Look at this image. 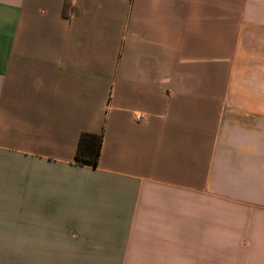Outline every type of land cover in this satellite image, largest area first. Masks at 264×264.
I'll list each match as a JSON object with an SVG mask.
<instances>
[{"label": "crops", "instance_id": "crops-1", "mask_svg": "<svg viewBox=\"0 0 264 264\" xmlns=\"http://www.w3.org/2000/svg\"><path fill=\"white\" fill-rule=\"evenodd\" d=\"M0 264H264V0H0Z\"/></svg>", "mask_w": 264, "mask_h": 264}, {"label": "trees", "instance_id": "trees-1", "mask_svg": "<svg viewBox=\"0 0 264 264\" xmlns=\"http://www.w3.org/2000/svg\"><path fill=\"white\" fill-rule=\"evenodd\" d=\"M68 2L65 3L64 13L66 14ZM103 144V134L82 132L77 145L75 162L80 165L97 167Z\"/></svg>", "mask_w": 264, "mask_h": 264}, {"label": "built area", "instance_id": "built-area-1", "mask_svg": "<svg viewBox=\"0 0 264 264\" xmlns=\"http://www.w3.org/2000/svg\"><path fill=\"white\" fill-rule=\"evenodd\" d=\"M143 117V115H138L137 118L138 119H141Z\"/></svg>", "mask_w": 264, "mask_h": 264}]
</instances>
